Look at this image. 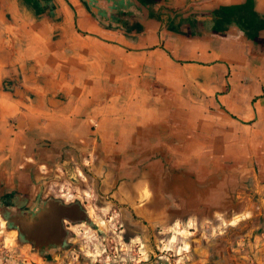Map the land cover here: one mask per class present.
Returning <instances> with one entry per match:
<instances>
[{"label":"crops","instance_id":"obj_1","mask_svg":"<svg viewBox=\"0 0 264 264\" xmlns=\"http://www.w3.org/2000/svg\"><path fill=\"white\" fill-rule=\"evenodd\" d=\"M93 1L0 0V207L86 190L124 264H264V0Z\"/></svg>","mask_w":264,"mask_h":264},{"label":"rangeland","instance_id":"obj_2","mask_svg":"<svg viewBox=\"0 0 264 264\" xmlns=\"http://www.w3.org/2000/svg\"><path fill=\"white\" fill-rule=\"evenodd\" d=\"M81 190V189H80ZM56 189L51 196L63 202H79L88 211L91 223H69L71 235L68 245L61 251L47 254L35 248L34 244L21 236L15 223L9 222L0 207V264H124L135 262L138 250L135 245L126 247L125 236L133 232L120 212L119 206L110 205L111 198H100L97 193L86 190ZM109 205V206H108ZM73 211L81 213L78 205L58 204L53 211L55 216H70ZM45 218H51L46 215ZM43 220L40 221L42 223ZM46 221L43 223V226ZM128 226V228H127ZM39 237L46 235L44 230ZM129 252L128 258L124 252Z\"/></svg>","mask_w":264,"mask_h":264},{"label":"flooded vegetation","instance_id":"obj_3","mask_svg":"<svg viewBox=\"0 0 264 264\" xmlns=\"http://www.w3.org/2000/svg\"><path fill=\"white\" fill-rule=\"evenodd\" d=\"M97 2L98 1H95V0L93 1L95 7H99V4ZM109 2H110V7L118 8L120 11H122L124 9L126 10L127 6H124L122 4L118 5L119 3H116L114 1H109ZM139 2L142 3V1H140V0H139ZM129 7H131V6H129ZM102 16H103L104 20H106V21H111L114 23H118V22L122 21L114 14L111 17V13L109 14L106 12ZM58 204H62L63 206L72 205V204H68L65 202H57V201L53 202L51 204L50 211L47 212L46 214H44L39 220H36L34 222H31L30 220H28L26 222H20V225L17 226V228H19L20 231H23L27 235L32 236L33 238H35L37 240H41V241L58 240V239L64 237L67 233V230L71 228L70 226H68V224L69 223L73 224V220L75 218H80L83 215H82V213H76L75 211H73L72 214H69L70 216H68V215L62 216V217L61 216H55L52 213L54 211V208ZM73 205H77V204L73 203ZM46 215H50L51 218H45ZM41 220H43L42 223H40ZM45 221H46V224L43 226V223ZM42 230H44L46 232V235L43 237H39L40 232H38V231H42Z\"/></svg>","mask_w":264,"mask_h":264},{"label":"water","instance_id":"obj_4","mask_svg":"<svg viewBox=\"0 0 264 264\" xmlns=\"http://www.w3.org/2000/svg\"><path fill=\"white\" fill-rule=\"evenodd\" d=\"M88 1V0H86ZM63 202V200L61 199H57L53 196H49V198H47L46 200H43L36 208L34 211L30 212L29 214H25L23 212H17V211H9L6 208H3L4 211V216L6 217V220L12 223H15L16 226L20 225V222H26L28 220H30L31 222H34L36 220H39L44 214H46L47 212L50 211L51 208V204L53 202ZM76 203H79L78 201ZM80 204V210L82 213V217L80 218H75L73 220V223L77 224L80 222H88L91 223V217L88 213V211L85 209V207L82 206L81 203ZM71 235V231L68 229L67 233L64 237L58 239V240H45V241H41V240H37L35 238H33L32 236L27 235L26 233H24L23 231H21V236L32 242L35 246V248L42 250L44 253L47 254H51V253H55L56 251H61L64 248H66V246L68 245V239Z\"/></svg>","mask_w":264,"mask_h":264},{"label":"trees","instance_id":"obj_5","mask_svg":"<svg viewBox=\"0 0 264 264\" xmlns=\"http://www.w3.org/2000/svg\"><path fill=\"white\" fill-rule=\"evenodd\" d=\"M145 3L153 2V0H143ZM250 1H248L245 5L247 10H250V17L247 14H243L242 6H220L217 10L213 12L215 15V25L213 27L216 31H223V24H229L232 21L236 20L241 27L248 28V26L253 25L255 21V14L251 8Z\"/></svg>","mask_w":264,"mask_h":264}]
</instances>
